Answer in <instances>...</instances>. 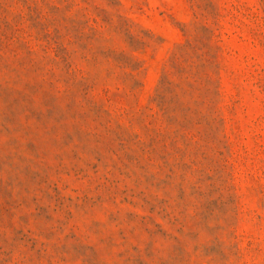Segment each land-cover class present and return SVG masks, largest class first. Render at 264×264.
I'll return each mask as SVG.
<instances>
[{"label":"rangeland","instance_id":"rangeland-1","mask_svg":"<svg viewBox=\"0 0 264 264\" xmlns=\"http://www.w3.org/2000/svg\"><path fill=\"white\" fill-rule=\"evenodd\" d=\"M0 264H264V0H0Z\"/></svg>","mask_w":264,"mask_h":264}]
</instances>
